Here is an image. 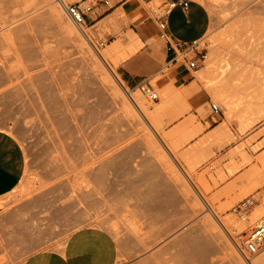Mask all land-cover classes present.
I'll list each match as a JSON object with an SVG mask.
<instances>
[{
	"label": "rangeland",
	"instance_id": "obj_1",
	"mask_svg": "<svg viewBox=\"0 0 264 264\" xmlns=\"http://www.w3.org/2000/svg\"><path fill=\"white\" fill-rule=\"evenodd\" d=\"M201 1L211 26L198 41V65L190 68L170 62L167 42L158 34L143 38L137 33L141 42L130 44L135 31L123 11L98 21L97 0H65L63 7L57 0H0V128L20 141L26 155L20 183L0 197V264H22L32 249L62 244L78 228L108 235L115 242L114 264H264V250L248 259L238 246L264 219V109L246 111L264 108V82L256 74L255 83L245 84L239 91L245 105L231 112L214 87L235 80L230 78L237 75L238 60L247 65L251 60V68L261 69L264 0ZM74 2L93 5L83 28L66 8ZM160 4L147 5L157 16L164 12ZM66 19L81 33L78 40L62 32ZM93 79L113 98L115 128L85 119L87 104L96 99L87 97L89 87L96 86ZM143 79L159 99L141 92ZM44 82L68 100L70 113L84 116L74 137L62 134L55 111L41 95ZM212 103L219 112L212 111ZM222 125L227 130L217 134ZM75 144L89 152V162L103 161L113 148L116 160H129V169L115 166V172H106L115 191L82 170L93 163L83 164L88 156L74 152ZM246 199L253 204L238 212ZM234 221L240 224L232 227ZM27 234L32 244L23 250Z\"/></svg>",
	"mask_w": 264,
	"mask_h": 264
},
{
	"label": "crops",
	"instance_id": "obj_2",
	"mask_svg": "<svg viewBox=\"0 0 264 264\" xmlns=\"http://www.w3.org/2000/svg\"><path fill=\"white\" fill-rule=\"evenodd\" d=\"M88 1L92 0H83ZM97 1L94 11H99L98 21L114 18L115 11L121 10L140 41V36L151 38L158 34L156 15L147 5L153 0ZM169 1L171 0H161L160 7H164ZM188 1L187 7L177 3L170 9L167 16L169 30L175 38L183 41H199L210 29L211 16L203 1ZM109 3L112 6L108 7ZM107 35L112 36L113 32L109 31ZM123 73L131 75L128 69ZM176 75L179 76L177 73ZM25 167L26 155L22 144L13 134L0 128V197L17 187L24 176ZM29 235L22 241L23 250L30 249L32 243ZM59 235L61 237L62 233ZM57 238L56 234L55 239ZM115 256V242L108 235L89 228H78L70 232L62 244L55 242L48 248L32 249L22 264H114Z\"/></svg>",
	"mask_w": 264,
	"mask_h": 264
},
{
	"label": "bare ground",
	"instance_id": "obj_3",
	"mask_svg": "<svg viewBox=\"0 0 264 264\" xmlns=\"http://www.w3.org/2000/svg\"><path fill=\"white\" fill-rule=\"evenodd\" d=\"M65 0H57V2L59 3V4H61L60 6L61 7H63V3L65 4V2H64ZM57 3V4H58ZM58 4V5H59ZM60 8V7H59ZM61 9V8H60ZM60 9H58V8H56V11L58 12V10H60ZM61 11H63V10H61ZM63 13V12H62ZM59 16H61L60 15V11H59ZM64 15V14H63ZM65 16V15H64ZM64 16H63V19H64ZM71 20V19H70ZM64 23L66 24V25H64L65 27L63 28L64 30H62V32H64L65 33V37H67V36H73V37H75L76 38V36H77V39L76 40H78V37L79 36H81V33H79V31H78V29L75 27V25L71 22V21H69V19L67 20H64ZM249 27V26H248ZM58 31H60V29L58 30ZM251 31V30H250ZM57 32V31H56ZM61 32V31H60ZM58 33V32H57ZM82 33L83 34H86L87 35V31L85 30V29H83V31H82ZM80 34V35H79ZM82 34V35H83ZM245 34V33H244ZM129 35V34H128ZM87 37V36H86ZM89 37V36H88ZM246 38H247V36H246ZM89 39V38H88ZM129 39V41H130V44H132V43H140L141 41L138 39V37H137V35L135 34V33H132L131 32V34H130V37L128 38ZM244 39V38H243ZM81 40V39H80ZM87 40V39H86ZM246 41V40H245ZM264 41V40H263ZM128 42V41H127ZM247 42H248V40H247ZM65 43V42H64ZM81 44V43H80ZM135 44V45H136ZM251 44V43H250ZM72 45V44H71ZM75 46V45H74ZM127 46V45H126ZM134 46V45H133ZM126 48V47H125ZM131 48V47H130ZM240 48V47H239ZM73 49V48H72ZM80 49V48H79ZM126 49H128V48H126ZM132 49V48H131ZM28 50H29V48H28ZM86 50V49H85ZM133 50V49H132ZM131 50V51H132ZM31 51L33 52V50L32 49H30V53H31ZM130 51V52H131ZM29 52V51H28ZM125 52V51H124ZM133 52V51H132ZM260 52H263L262 54L261 53H259L258 55H257V57H258V60H261V65L259 66V67H261V69H257V70H255V69H253V68H251L250 67V65H254V63L252 64L251 63V60L249 61L250 63H249V65H247L246 64V60H245V62H243V64H242V61L239 63V60L238 61H236V62H234L235 64H236V68H235V70L237 71V75H236V77H234L235 75L233 74V76H232V78H230V79H233V78H235V80L234 81H231V82H228V81H226L227 83H229L227 86H224V85H226L227 83L225 82V84L223 83V85H222V83H220V84H217V85H215L214 87H215V91H216V93H217V98L220 100V101H222L223 103H225L229 108H230V112H231V110H233V107L234 106H236V105H241V106H244L245 104H244V97H243V94H242V96L240 97V93H239V91L244 87V86H246L248 83H250V82H254L255 83V81H256V79H257V77H256V74H258L259 76H260V79H262V80H260L259 78H258V80L261 82V81H263L264 82V49H263V47H262V50H260ZM34 53V52H33ZM86 54V53H85ZM101 56L104 58V59H106L105 58V54L104 55H102V53H101ZM59 57V56H58ZM90 57V56H89ZM260 57V58H259ZM60 58V57H59ZM86 58V57H85ZM218 59V58H217ZM247 59V58H246ZM257 60V59H256ZM257 60V61H258ZM72 61H73V59H72ZM98 61H99V59H98ZM255 61V60H254ZM239 64H238V63ZM256 62V61H255ZM259 62L260 61H258V65H259ZM59 63V62H58ZM68 63V62H67ZM72 63V62H71ZM245 63V64H244ZM248 63V62H247ZM100 64V63H99ZM213 64H215V63H211V64H209V66H208V69L210 70L211 69V67L213 66ZM256 64H257V62H256ZM99 66V65H98ZM255 66V65H254ZM55 67V66H54ZM68 67V66H67ZM101 67V66H100ZM103 67V66H102ZM101 67V69L103 70V68ZM218 67V66H217ZM233 67V66H232ZM253 67V66H252ZM257 67V66H256ZM258 67V68H259ZM60 68V67H59ZM63 68V67H62ZM61 68V69H62ZM55 69V68H54ZM53 69V70H54ZM233 69H234V67H233ZM60 70V69H59ZM101 70V71H102ZM215 70H216V68H215ZM234 70V71H235ZM103 71H105V69L103 70ZM233 71V72H234ZM236 71L234 72V73H236ZM57 72V71H56ZM42 73V72H41ZM97 73V72H96ZM220 73V72H219ZM44 74V73H43ZM218 74V73H217ZM216 74V75H217ZM47 75V74H46ZM99 75V74H98ZM111 75V74H110ZM5 76V75H4ZM54 77H55V75H54ZM256 78V79H253V78ZM55 78H57V76L55 77ZM70 78V77H69ZM90 78V77H89ZM114 78V77H113ZM54 79V78H53ZM58 79V78H57ZM94 80V79H93ZM98 80V79H97ZM103 80V79H102ZM255 80V81H254ZM95 82H96V80H94ZM109 81V80H108ZM98 82V81H97ZM96 82V86L95 85H92V86H90L89 87V89L88 88H85V89H88V96L87 97H95L96 99H95V102H90V104H87V107H89L88 109V112H87V114H85V116H87V118L85 117V119H89L90 121H92L93 123H95V126H100V128H102L103 129V127H113V128H115V116H116V114H115V111L117 110V107H115V104H113V98H112V96H111V94H110V92L109 91H107L104 87H103V85L99 82V83H97ZM219 82H220V80H219ZM253 83V84H254ZM262 83V82H261ZM90 84H92V83H90ZM105 84V83H104ZM246 84V85H245ZM98 85V86H97ZM111 85V84H110ZM249 86H250V84H248ZM247 85V86H248ZM252 85V84H251ZM262 85V84H261ZM263 85H264V83H263ZM102 86V87H101ZM108 87V86H107ZM112 87V86H111ZM113 88V87H112ZM121 88V87H120ZM55 89H57V88H55ZM262 89V88H261ZM263 90V89H262ZM262 90H261V92H262ZM64 91V90H63ZM67 91V90H66ZM119 91V90H118ZM118 91H117V94L119 95V94H121V93H118ZM41 92H43L41 95L42 96H45V98L44 99H47L48 100V102H49V104H50V106H51V109L52 110H54L53 112H54V115H55V119H56V121H57V123H58V125H59V127H60V129H61V131H62V134H64V135H66L65 137H74V134L76 133V129H75V126L77 127L78 125L79 126H81V124L84 122V116L83 117H79L77 114V116L76 115H74V112L73 113H70V110H69V107H71V106H68V100L66 101V100H61V98L59 97V93H57L56 92V90H54V88L51 86V85H49V84H46L45 82L42 84V91ZM60 92V91H59ZM116 92V91H115ZM10 93V92H9ZM14 93V92H13ZM65 93H68V92H64V94ZM114 93V92H113ZM44 94V95H43ZM69 94V93H68ZM259 94H261V93H259ZM259 94H257L256 96H258L257 98L259 99V97H261V96H263V95H259ZM23 95V94H22ZM79 95V94H78ZM84 95V94H83ZM9 96V95H8ZM13 96V95H12ZM41 96V97H42ZM65 96H67V95H65ZM86 95H84V97H85ZM10 97V96H9ZM21 97V96H20ZM69 97V96H68ZM118 97V96H117ZM4 98V97H3ZM16 98H17V96H16ZM264 99V96L263 97H261L260 99ZM2 99V98H1ZM18 99V98H17ZM76 99V98H75ZM93 99V98H92ZM112 99V100H111ZM122 99V98H121ZM28 100V99H27ZM90 100V99H89ZM88 100V101H89ZM122 100H124V105H125V107L130 111V110H133L132 108V105H131V103L127 100V99H122ZM133 100H134V102L138 105V107L140 108V110L143 112V113H145L146 112V109H145V106H143V104H139L137 101H135L136 99H134L133 98ZM237 100H239V102L237 103ZM16 101V100H15ZM45 101V100H44ZM76 101V100H75ZM81 101V100H80ZM87 101V102H88ZM3 102V101H2ZM31 102V101H30ZM85 102V101H84ZM87 102H85V103H87ZM123 102V101H122ZM5 103V102H4ZM9 103V102H8ZM75 103V102H74ZM27 104V103H26ZM46 104H48V103H46ZM73 104V103H72ZM121 104V103H120ZM9 105V104H8ZM78 105V104H77ZM7 106V104H5V107ZM23 106V105H22ZM30 106V105H29ZM119 106V105H118ZM10 107V106H9ZM8 107V108H9ZM26 107V106H25ZM124 107V108H125ZM246 108V107H245ZM245 108H244V110H245ZM10 109V108H9ZM19 109H20V107H19ZM27 108H25V110H26ZM71 109V108H70ZM105 109V110H104ZM106 109H108V110H106ZM247 109V108H246ZM264 108H263V104H261V105H259V106H257L256 108H251L250 110H249V108H248V110H246V111H249L250 113L251 112H254V111H262ZM18 110V109H17ZM126 110V109H125ZM8 111V110H7ZM11 111H12V109H11ZM134 111V110H133ZM246 111H244V112H246ZM118 112V111H117ZM122 112V111H121ZM244 112H243V114H244ZM18 113H19V111H18ZM21 113V112H20ZM82 113H84V112H82ZM131 113H134V112H132L131 111ZM147 113H149L148 112V110H147ZM250 113H246V114H248V116L250 115ZM5 114V113H4ZM14 114H17V113H15V110L13 111V113H12V115H14ZM23 114V113H22ZM120 114V113H119ZM3 116V115H2ZM15 116V115H14ZM11 119V118H10ZM19 119V118H18ZM53 119V118H52ZM84 119V120H83ZM88 120V121H89ZM129 120V119H128ZM245 120V119H244ZM75 121V125H73L74 122ZM81 121H83V122H81ZM80 122H81V124H80ZM119 124V123H118ZM121 125H123V123L122 124H120L119 125V127H121ZM128 125H131V124H128ZM127 125V126H128ZM132 126V125H131ZM58 127V128H59ZM98 127L96 128V129H98ZM130 127V126H129ZM225 127H226V125H225ZM224 127V125H222V127L221 128H219V129H217V134H219L220 132H221V130L222 129H226ZM130 128H134V127H130ZM80 130H81V128H79ZM79 129H77V130H79ZM121 129V128H120ZM126 129H128L127 127H126ZM80 130H79V133H80ZM128 130H130V129H128ZM227 130V129H226ZM57 131H58V129H57ZM115 131V130H114ZM121 131H126V130H123V128H122V130ZM127 133H128V131H126ZM131 132V131H130ZM219 132V133H218ZM223 132V131H222ZM123 133V132H122ZM125 133V132H124ZM123 133V134H124ZM132 133V132H131ZM61 134V133H60ZM130 134V133H129ZM63 135V136H64ZM78 135V132H77V134H76V136ZM125 135V134H124ZM82 146V145H81ZM81 146H78L77 144H75V146H74V148L73 149H77V151H75V150H73L74 152H78V155L80 156H83V154H84V152H85V154H87V153H89V152H86V151H84L83 150V148H82V150H81ZM133 150V149H132ZM131 152V151H130ZM81 153V154H80ZM83 153V154H82ZM110 153H111V151H110ZM84 154V155H85ZM90 155V154H89ZM87 156H88V154H87ZM84 158H85V156H83ZM116 157H115V149L113 148L112 149V153H111V155L110 156H108L106 159H104L103 161L101 160V162H99L100 160H98V161H95L94 163L96 164V162H98L97 164H96V166H95V164L93 163V160L91 159V163H93V164H91V166L92 167H85L84 165H86L88 162H89V156H88V158L86 157L85 159H87L88 161H86V160H83L84 162H83V164L84 163H86V164H84V165H82V166H84V167H82L83 169L82 170H86L87 169V171H86V174H89L90 173V175L91 176H93V177H95V178H97V180H99V181H102L103 183H105L108 187H109V190H111V191H115V187H113L112 186V181H110L108 178H107V176H106V172L107 171H112V172H115V166H119V167H122V168H126V169H129V165L128 164H130V163H128L127 162V160H125V159H121V160H116L115 159ZM98 159V158H97ZM101 159V158H100ZM129 161V160H128ZM90 162H89V164H90ZM128 163V164H127ZM94 165V166H93ZM57 167V166H56ZM89 170V171H88ZM89 172V173H88ZM111 182V183H110ZM92 193V192H91ZM86 194V193H85ZM89 197V196H88ZM235 222V221H234ZM233 223V222H232ZM232 223H230V225H233L232 227H237L239 224H240V222H238V223H236V224H232ZM259 223H263L264 224V219H260V221H259ZM240 228H242V226H240ZM196 242V241H195ZM24 244V243H23ZM199 244V243H198ZM201 244V243H200ZM235 258V257H234ZM252 262V261H251ZM252 264H259V262H254V263H252Z\"/></svg>",
	"mask_w": 264,
	"mask_h": 264
},
{
	"label": "built area",
	"instance_id": "obj_4",
	"mask_svg": "<svg viewBox=\"0 0 264 264\" xmlns=\"http://www.w3.org/2000/svg\"><path fill=\"white\" fill-rule=\"evenodd\" d=\"M188 0H171L163 8L164 12L157 14L156 21L158 26V34L167 42V50L169 52L170 62L178 65L183 62L190 68H196L198 65L199 54L197 44L198 41L186 42L181 39L175 38L169 30L167 16L170 9L177 3L183 6H188ZM66 8L71 14L73 20L78 26L83 28L87 12L93 9V5L82 6L80 2L66 4ZM141 92L151 100L159 99V94L152 88L146 79H143L139 85ZM213 112H219L220 108L216 103L211 104ZM252 199H246L237 207L238 212L243 213L249 210L253 204ZM246 258L250 259L251 256L259 254L264 250V224L259 223L252 227L242 240V245L238 244Z\"/></svg>",
	"mask_w": 264,
	"mask_h": 264
}]
</instances>
